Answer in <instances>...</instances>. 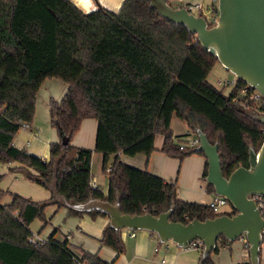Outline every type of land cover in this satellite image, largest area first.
Segmentation results:
<instances>
[{
  "label": "trees",
  "instance_id": "16d2710c",
  "mask_svg": "<svg viewBox=\"0 0 264 264\" xmlns=\"http://www.w3.org/2000/svg\"><path fill=\"white\" fill-rule=\"evenodd\" d=\"M216 61L195 33L162 17L148 0H123L117 11L99 6L89 12L71 0H0V163L18 161L26 178L52 186L69 201L119 200L121 211L130 214H158L172 206L170 218L183 223L234 214L232 206L217 213L181 198L175 182L125 164L119 156L151 153L157 134L163 135L161 150L168 155L203 154L180 149L174 141L170 121L176 116L188 124L189 133L199 127L209 142L218 143L225 176L247 166L249 147L257 151L264 139V123L232 100L246 82L237 79L227 95L208 81ZM52 77L68 88L60 100L49 99L59 141L50 143L48 158H42L14 146L12 139L32 120L36 93ZM86 117L96 119L93 148L71 143ZM93 151L103 156L106 192L90 182ZM206 170L207 164L203 177ZM207 187L213 191L211 184ZM49 203L64 206L53 196L35 201L16 193L9 204L0 203V264H111L96 253L77 257L53 234L42 244L29 242L28 225L35 218L47 222ZM68 213L82 212L68 208ZM100 240L117 251L123 248L119 230L109 226ZM230 241L218 236L211 252ZM211 252L200 264H214Z\"/></svg>",
  "mask_w": 264,
  "mask_h": 264
},
{
  "label": "water",
  "instance_id": "95a60500",
  "mask_svg": "<svg viewBox=\"0 0 264 264\" xmlns=\"http://www.w3.org/2000/svg\"><path fill=\"white\" fill-rule=\"evenodd\" d=\"M151 7L165 19L184 25L196 34L201 46L237 79L254 86L264 95V0H217V19L212 25L203 14L190 11L185 5L174 7L167 0H148ZM264 123V115H253ZM198 137L194 151H202L207 164L204 177L213 186V192L224 196L236 210L201 220L194 217L183 223L172 220L173 207L158 214L151 212L125 213L119 200L111 203L99 198L69 201L54 192L63 205L78 212L97 210L109 217L108 226L120 230L145 229L155 233L160 242L171 240L182 247L198 238L203 244L201 260L216 245L218 236L228 240L244 238L248 244L249 264H260L264 216L253 199V194L264 195V139L255 151L249 147L248 165H239L228 176L221 170L218 143H211L199 128L193 129Z\"/></svg>",
  "mask_w": 264,
  "mask_h": 264
},
{
  "label": "crops",
  "instance_id": "0c3cea01",
  "mask_svg": "<svg viewBox=\"0 0 264 264\" xmlns=\"http://www.w3.org/2000/svg\"><path fill=\"white\" fill-rule=\"evenodd\" d=\"M83 12H89L99 6L106 9L117 11L123 0H71ZM174 7L185 4H199V11L203 14L214 13L217 6V0H167ZM198 11V12H199ZM68 85L63 81L52 77L45 79L40 85L35 99V108L33 118L30 122L24 123L17 130L12 139V144L18 148H22L34 155L42 158H48L49 145L52 142L59 141L57 129L51 125L49 116V99L60 100L67 91ZM170 128L173 139L177 143L178 135L185 130L188 132L190 127L188 124L173 116L170 121ZM96 119L86 117L81 121L80 127L73 135L71 143L76 146L94 147L95 142ZM157 135H160L157 138ZM154 138V149L149 154L138 153L135 155L119 154L120 159L130 166L144 169L150 173L159 175L166 180L175 182L178 195L188 201L208 204L212 199L214 192L209 190L207 182L203 177V171L206 164V158L200 153H190L182 159L166 154L161 150L163 135L157 134ZM93 151L91 156L90 182L95 181L96 186L103 192L107 191L108 178L102 171L101 165L103 156ZM100 162V171H92V165L95 161ZM0 189L3 194L0 203L7 205L12 200L14 193H23L17 188L19 179L26 178L19 170L21 164L18 161L8 163H0ZM32 183H35L31 181ZM40 187L38 195H29L35 201L50 199L54 195L52 186L49 188L36 183ZM43 190H42V189ZM52 206L60 207L57 203H51ZM64 212L68 214L66 217L68 224L61 229L60 227L50 226L48 231L42 235L40 229L33 234L40 237H49L53 234V238L58 241H64L66 228L74 229L72 239L68 248L77 256L81 257L84 252L96 253L101 259L111 264H200L201 251L187 246L179 247L174 242L165 245H159L157 238L153 232L140 229L134 230V236L129 235V230L123 228L119 230L123 242L121 251L101 243L103 230L108 226L109 217L102 214H90L84 212L81 214H70L68 208L64 206ZM229 208L228 210H230ZM226 210V209H224ZM42 226L47 222L41 220ZM32 224V223H30ZM30 224L28 227H30ZM80 228L77 230L76 228ZM55 231V232H54ZM260 264H264V233L260 247ZM211 258L214 264H247L249 263L248 248L244 238H237L230 242L224 243L214 252H211Z\"/></svg>",
  "mask_w": 264,
  "mask_h": 264
},
{
  "label": "built area",
  "instance_id": "2783aa9c",
  "mask_svg": "<svg viewBox=\"0 0 264 264\" xmlns=\"http://www.w3.org/2000/svg\"><path fill=\"white\" fill-rule=\"evenodd\" d=\"M185 6L192 11L193 9H197L199 11L200 5L199 4H185ZM209 19H207L210 22H215L217 19V15L214 13L208 14ZM237 78L233 81L229 80H218L217 83L222 85L219 87L220 89H223L226 86H231L230 89L227 92H224L225 94H230L233 91V88L236 85ZM223 91V90H222ZM232 100H234L236 103L239 105L243 106L246 110L252 112L253 115H264V95L256 89L254 86L246 83L245 85L240 86L237 88L235 94L232 97ZM264 131V127L262 128ZM187 134H190L189 131ZM198 144V137L195 133H193L192 137L188 140L187 143H180L179 148L182 149L185 146L189 148H193ZM110 167L106 168V171H109ZM91 185L93 187H97L95 181H91ZM253 199L256 202L257 207L259 208L261 214L264 216V195L263 194H253L252 195ZM229 202L228 200L222 196L215 194L213 195L212 199L208 202V206L211 207V209L214 212H222L224 210V206L228 205ZM77 230H80V228H76ZM74 229L72 228H66L64 230L65 234V242L67 243V246L69 245V242L72 239V232ZM129 235L134 236L135 232L132 229H129ZM262 232L264 233V227L262 229ZM48 237H40L37 234H32L31 236L28 237V241L31 242L32 244H42L43 242L46 241ZM190 248H194L197 250H202L203 244L200 239L196 238L192 240L189 244L185 245ZM246 247L248 248V244L246 243Z\"/></svg>",
  "mask_w": 264,
  "mask_h": 264
},
{
  "label": "rangeland",
  "instance_id": "374dc122",
  "mask_svg": "<svg viewBox=\"0 0 264 264\" xmlns=\"http://www.w3.org/2000/svg\"><path fill=\"white\" fill-rule=\"evenodd\" d=\"M194 13H198L197 9H193L192 10ZM202 13V12H201ZM203 14V13H202ZM207 19H209L208 14H203ZM210 20V19H209ZM214 23V22H213ZM208 81L213 84L215 87L219 88L222 85L218 84L217 81L221 80H229V81H233L235 79V75L228 70L227 68H225L218 60L213 64L208 76H207ZM231 86H226L224 87L222 90L223 92H227L230 89ZM193 132H190V134H187L186 130L178 135V138H176L177 141H181L183 143H187L188 140L192 137ZM160 135H157V138ZM98 155L97 158H99L100 153H97ZM2 164V163H1ZM2 166V165H0ZM92 171H98L99 173H101L100 171V162H98L97 160L93 163L92 165ZM102 174V173H101ZM19 179V182L17 183V188L22 191L23 193H21L22 195L25 196H29V195H38L37 193L40 192V187L39 185L35 183H32L29 180L26 179H22V178H17ZM42 189V188H41ZM43 190V189H42ZM55 198H59L57 196H55ZM60 199V198H59ZM229 208H231L230 203L226 206H224V209L228 210ZM64 210H66L64 208V206H60L59 208L55 205L52 206L51 203H49L48 205L45 206L44 208V215H45V219L47 220V224L45 226H42L41 223V219L39 218H35L30 224V231L32 233H36L39 229L40 232H42V235L45 234L48 229H49V225L53 226V227H60L61 229H63L64 227L67 226L68 221L66 219V217L68 216L67 212L65 213ZM124 230H127V228H123ZM129 230V229H128ZM134 230H140V229H134ZM155 235V238H157V242H159V245H165L166 243L170 242V240H166L164 242H160L158 236L153 233ZM72 251V250H71Z\"/></svg>",
  "mask_w": 264,
  "mask_h": 264
}]
</instances>
